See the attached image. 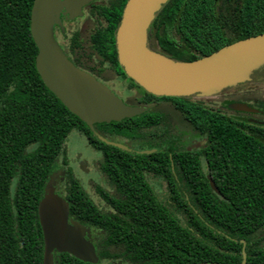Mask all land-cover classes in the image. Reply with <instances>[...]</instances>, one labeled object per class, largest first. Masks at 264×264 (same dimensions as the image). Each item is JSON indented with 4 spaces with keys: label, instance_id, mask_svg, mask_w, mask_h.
<instances>
[{
    "label": "trees",
    "instance_id": "trees-1",
    "mask_svg": "<svg viewBox=\"0 0 264 264\" xmlns=\"http://www.w3.org/2000/svg\"><path fill=\"white\" fill-rule=\"evenodd\" d=\"M33 1L0 0V264L43 263L38 205L73 130L101 152L99 168L112 191L96 186L109 207L100 208L64 158L59 194L69 202L70 218L98 230L99 261L55 251L56 264H240L243 250L247 264H264V125L229 109V99L232 114L204 98L144 90L118 60L116 30L127 0H100L88 6L98 26L72 34L75 51L85 62L99 60L100 68L109 61L130 89L142 90L125 101L148 107L94 125L131 150L104 142L41 79L30 27ZM261 33L264 0H168L149 27L148 45L154 49L155 40L162 53L191 61ZM164 105L205 139L201 147L180 142ZM150 177L160 178L164 191Z\"/></svg>",
    "mask_w": 264,
    "mask_h": 264
},
{
    "label": "water",
    "instance_id": "water-1",
    "mask_svg": "<svg viewBox=\"0 0 264 264\" xmlns=\"http://www.w3.org/2000/svg\"><path fill=\"white\" fill-rule=\"evenodd\" d=\"M91 1H33L30 27L38 48L35 65L46 87L99 139L131 150L126 144L102 136L94 125L130 118L145 112L148 107L127 103L105 83L76 66L55 37L56 24L64 29L61 15H67L68 19L81 16L82 8ZM167 1L127 0L116 30L120 65L125 74L148 93L156 96L208 97L236 84L245 72L264 63V33L237 40L191 61L176 60L156 52L148 45L149 27ZM228 107L241 112L259 111L246 101H233ZM63 174V170H58L50 176L38 205L44 240L42 264H56L55 251L97 263L99 256L91 228L69 217V202L57 192L56 179ZM211 186L218 191L212 180ZM240 264H247L245 250Z\"/></svg>",
    "mask_w": 264,
    "mask_h": 264
},
{
    "label": "rangeland",
    "instance_id": "rangeland-1",
    "mask_svg": "<svg viewBox=\"0 0 264 264\" xmlns=\"http://www.w3.org/2000/svg\"><path fill=\"white\" fill-rule=\"evenodd\" d=\"M93 25L92 20L87 16L75 19L69 24L70 33L74 29H79L81 32H87ZM154 49L158 53L160 51L159 45L154 40ZM105 84L112 89V91L123 98L126 101L132 100L135 96L142 93L140 88H129L130 80L124 76L109 75L108 78L104 79ZM194 97V96H192ZM259 97V99H258ZM257 98V99H255ZM233 101H248L264 107V63L250 69L245 72L244 75L234 85H231L222 91L215 93L211 96L204 97V100L212 105L218 106L223 110L228 111L232 114L233 111L226 107L227 100ZM163 108L170 114L173 119L175 130L182 144H186L188 148H199L201 147L205 139L197 137L189 124L180 119V115L175 109L170 106L164 105ZM247 117V116H244ZM136 147V146H135ZM67 157L68 165L71 167L76 178L80 180L84 189L88 192L94 202L103 208L102 198L97 190L96 186L100 185L112 191L111 186L108 183L106 176L101 172L99 165L102 160V154L100 151L93 148L87 138L73 130L63 146V151L59 155L57 160V170H63L64 158ZM63 175L60 177L62 178ZM151 182L158 191H164L162 180L156 177H150ZM64 178L57 182V191L64 193ZM98 194V195H97ZM108 264H128L122 259L104 260Z\"/></svg>",
    "mask_w": 264,
    "mask_h": 264
},
{
    "label": "flooded vegetation",
    "instance_id": "flooded-vegetation-1",
    "mask_svg": "<svg viewBox=\"0 0 264 264\" xmlns=\"http://www.w3.org/2000/svg\"><path fill=\"white\" fill-rule=\"evenodd\" d=\"M96 1H100V0H93L91 2H89L88 4H86L83 8V15L81 16H76L73 19H68L67 15L62 14L61 15V19H62V24L64 26V29H62L61 26H59L58 24L55 25L54 27V32H55V37L58 40L60 46L62 47V49L64 50V52L67 54V56L69 57L70 60H72V62L78 66L79 68L89 72L90 74H92L93 76H95L98 80H100L101 82H104V79L108 78L109 75H116V76H123L118 74L113 68H112V64L105 60L103 62V64L101 65V68L96 64L99 63V60L96 59V64L91 63L89 61H84L83 59H81L80 57H78V53L81 52L79 50V52L75 51L78 50L77 48H74L75 46L73 45V42L71 40L72 34L75 31H80L79 29H74L71 33L69 30V24L72 23L75 19L77 18H81L83 16H87L90 20H92L93 25L91 27H95L98 26L99 23H97V21H95V17H93V15H91V13L88 10V6L92 3V2H96ZM95 22V23H94ZM149 36V34H148ZM84 43V42H83ZM88 42L84 43V46H88L89 48V44H87ZM85 48V47H84ZM83 48V49H84ZM82 53V52H81ZM81 64H85V66H82ZM257 99V98H255ZM259 99V97H258ZM248 102V101H246ZM251 106L257 108L259 111L258 112H247L248 113V117L250 120H252L254 123L257 124H261L264 125V107L260 106V105H256L255 103H250L248 102ZM255 120H258L259 122H256ZM87 138V137H86ZM88 140V138H87ZM65 169V168H62ZM64 173H66L64 171ZM66 174H64L62 176L61 179H63L65 177ZM58 193H60L59 191H57ZM98 195V194H97ZM102 201L103 199L100 198ZM103 208H109L107 203L105 201H103ZM87 226V225H86ZM89 227V226H88ZM92 230V237H93V242L95 241V236L94 234H96L98 232V230L96 228H92L90 227ZM95 245V243H94Z\"/></svg>",
    "mask_w": 264,
    "mask_h": 264
}]
</instances>
